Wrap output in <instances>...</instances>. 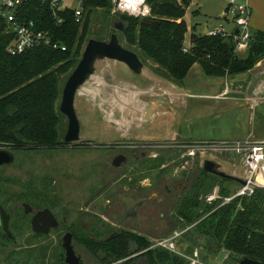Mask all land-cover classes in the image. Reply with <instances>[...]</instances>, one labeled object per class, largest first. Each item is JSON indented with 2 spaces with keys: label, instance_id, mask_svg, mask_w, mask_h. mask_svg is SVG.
<instances>
[{
  "label": "rangeland",
  "instance_id": "obj_1",
  "mask_svg": "<svg viewBox=\"0 0 264 264\" xmlns=\"http://www.w3.org/2000/svg\"><path fill=\"white\" fill-rule=\"evenodd\" d=\"M235 1L239 5L244 4L243 0ZM79 6L78 1L64 0L61 7ZM231 9L230 0H194L184 17L188 27L184 48H190L192 34L200 35L206 27L212 30L223 26L232 31L234 14ZM114 34L118 35L122 45L123 34L114 28L111 17L103 10L93 11L91 30L81 54L89 40L110 41ZM132 51L137 53L134 49ZM137 54L144 65L142 74H136L123 63L100 60L92 78L78 91L75 109L81 124L79 141L83 146L96 148L97 152L73 151L74 145L63 146L56 151L15 152L16 162L10 167L0 168V203L10 197L17 199L23 194L28 199L24 203L32 205L35 210L49 206L67 217L75 218L76 212L79 213L76 210L82 209L85 201L101 187V183L95 181L94 174L100 171L103 162L110 156L99 147L125 142L137 150L139 159L129 162L120 170L123 174L122 186H142L151 180L153 183L178 180L184 184L183 191L168 197L161 208L155 200V206L164 216L154 215V222L163 220L166 227L161 225L158 235L147 238L152 247L158 240L167 238L169 233L180 230L181 227L175 223L176 203L188 194L191 180L204 170L206 160L218 163L222 171L229 175L241 176V158L232 151V143L246 140L264 142L252 137L234 139L253 130L257 137H264V99L257 109L248 111L245 107L236 108L235 104L243 101L240 93L242 80H230L232 76L227 77L226 81L220 80L223 78H207L197 64L185 85L175 86L157 65L142 59V54ZM247 54L239 56L245 58ZM191 74L193 81L190 82ZM68 78L62 79V92ZM219 82L222 85L215 90ZM181 89L184 90L182 93ZM60 102L61 99L59 106ZM60 114L63 142L68 131V119ZM143 153H146L145 157L141 156ZM240 185L234 180L221 182V178L212 176L203 200L217 189L220 192L221 188L229 190L232 196ZM124 194V190L118 192L110 188L89 209V217L85 220L95 227L103 222L105 228L109 229L111 223H116V215L123 210L120 199ZM117 196L118 203L112 207L108 203ZM16 199L12 202L23 203ZM7 208L12 213L13 205ZM93 218L96 220L93 221ZM26 221L28 232L25 239H19V245L35 249V242H39L37 245L47 249L48 264H65V250L62 247L64 231L59 229L52 232L48 239L40 238L31 230V217H27ZM101 234L100 238L104 233ZM199 244L195 242V248L207 260L234 264L228 261L226 252L210 253ZM193 245L186 238L181 244L178 243V248L185 252ZM74 246L84 264H96L82 243H74ZM12 248L9 246L4 253L12 251ZM142 253L139 251L137 254ZM0 264H5V256L1 254Z\"/></svg>",
  "mask_w": 264,
  "mask_h": 264
},
{
  "label": "trees",
  "instance_id": "obj_2",
  "mask_svg": "<svg viewBox=\"0 0 264 264\" xmlns=\"http://www.w3.org/2000/svg\"><path fill=\"white\" fill-rule=\"evenodd\" d=\"M148 2L152 9L149 20L159 22V28L145 26L139 18L111 16L108 0H86L81 23L76 22L74 10L55 15L49 7H40L39 1L32 0L23 9L26 18L35 20L39 29L61 41L66 51L41 47L12 56L7 52L12 37L0 27V150L48 151L63 144L58 105L62 97L61 82L71 76L81 60L95 10L105 11L113 25L123 22L126 34L122 45L157 65L177 86L185 85L196 64L209 78H226L248 73L264 57V32L253 33L245 58L236 54L232 39L220 35L192 34L191 46L185 52L188 27L184 17L194 0ZM58 19L63 22L58 23ZM210 177L212 175L201 170L191 180L188 194L176 203L175 223L180 230L191 228L180 244L186 238L193 242L194 247L186 249L188 254L198 242L207 252H226L228 261L234 264L244 258L264 264V189L257 190L252 197L236 198L223 206H220L221 200L209 204L203 198L207 195ZM219 194L229 197L231 192L221 188ZM14 199L16 197L9 200ZM17 199L28 200L23 194ZM27 217L19 210L13 213L10 230L15 240L4 234L0 236V254L5 256V264H48L47 249L37 245L39 242H35V249L19 245L16 233L28 224ZM9 246L13 247L12 251L4 253ZM87 246L96 264H137L142 259L147 264H186L184 259L170 252L150 249V242L143 238L89 241ZM139 251L143 253L138 255Z\"/></svg>",
  "mask_w": 264,
  "mask_h": 264
},
{
  "label": "built area",
  "instance_id": "obj_3",
  "mask_svg": "<svg viewBox=\"0 0 264 264\" xmlns=\"http://www.w3.org/2000/svg\"><path fill=\"white\" fill-rule=\"evenodd\" d=\"M32 0H0V27L5 33L12 37V41L7 48V52L12 56H19L27 51L48 47L54 50L66 51L67 47L59 40H55L53 35L39 29L35 20L26 18L27 13L24 7ZM39 6H47L57 15L60 11L74 10L77 23H81L84 14V3L86 0H70L78 1L80 6L77 8H62L64 0H37ZM110 3L111 16L125 15L129 17L139 18L140 20H149L152 17V9L148 0H108ZM244 4L239 5L235 0H230L232 14H234V29L229 31L225 27L220 26L212 30L208 29L209 36H223L232 39L235 44L236 54H242L249 50L252 43L251 16L252 11L247 0H243ZM62 19H58V23H62ZM236 31H239L236 34ZM185 52L188 49H184ZM232 151L241 158L242 174L238 176L245 182L240 188L229 197H222L218 189L209 197L206 202L209 204L217 200H221L220 206L230 203L236 198L252 197L259 189H264V142L254 143L250 141H236L232 143ZM191 228L186 230H178L170 236L158 240L151 249H162L186 261V264H225V261H206L201 255L198 248L193 249L189 254L182 252L178 248V243L183 239L184 234ZM225 260V259H224Z\"/></svg>",
  "mask_w": 264,
  "mask_h": 264
},
{
  "label": "flooded vegetation",
  "instance_id": "obj_4",
  "mask_svg": "<svg viewBox=\"0 0 264 264\" xmlns=\"http://www.w3.org/2000/svg\"><path fill=\"white\" fill-rule=\"evenodd\" d=\"M82 144L83 143L80 141L66 144L63 140V144L59 147L54 148V151L58 149H62L60 147H63V146L73 147L72 145H74V148L72 149H75V150L73 151L84 153V152L93 150L94 152H97L96 148L88 147L87 145L83 146ZM99 148L104 149V151L109 153L108 155L110 156L108 160L103 162L100 171L94 174V177H96L95 181L100 182L101 187L98 190H96V192L85 201L82 209L76 210V211H79V213L76 212L75 218H72V216L67 217L63 213L59 212L60 210H55V209L53 210V208L49 206L44 207L42 210L40 209L35 210V208L32 207V205L28 203H24V201L23 203L20 204L17 202H12L9 199H7L6 201H3V203H0V209L3 208L6 211V213L10 215L9 229L11 226V220H12L13 213L16 214L19 210L20 213L28 217H31V221H30L31 230L34 234L37 235V237L48 239V236H50L52 232H56L59 229H61L64 231V235L62 239V247H63L64 237L67 234H71L72 235V246L74 250H75L74 243L76 244L77 242L82 243L83 247L87 249L88 251L87 245L89 241H100L101 242V241H106L111 238H118V239L129 238L133 240L138 239V238L147 239L148 237L158 235L159 231L161 230L160 228L161 225L166 227L163 220L157 223L154 222V215L155 216L159 215L162 218L164 216V213H162L158 207L161 208V206L164 205V202L166 201L168 197H172L174 195L180 194L183 191L184 184L180 183L178 180H171L170 182H166V183H163V180H161L162 182L158 181L157 183H153V180H151L150 182L142 186H139V185L136 187H134V185H132L131 187L122 186L123 174L120 173V170L123 167H126L129 164V162L136 161L139 159L137 150H134L128 143L126 144L125 142H121V143L119 142L118 144L113 145V146L108 145V146L99 147ZM100 151L102 152V150ZM15 152H20V151H15ZM15 152H12L14 156H15ZM29 152H35V151H29ZM141 156L145 157L146 153L141 154ZM120 157L124 158L126 161L123 162L121 166L116 167L115 162ZM15 162H16V156H15ZM12 165L1 166L0 168L10 167ZM176 179L178 178L176 177ZM110 188L118 192H121L122 190L125 191L126 194L122 195L120 199L123 210L116 215L115 217L116 223L115 224L111 223L109 229L105 228L106 225L103 222L98 223L97 224L98 227H95L93 226L94 224H91V222L89 221L87 222L85 219L86 217H89V214H88L89 209L92 206H94L95 203L98 202L100 198L103 196V194L106 191H108ZM137 195L142 197L145 200L141 205H137V203L139 202V199H137ZM123 197H131L132 203L136 202V205L134 206L133 210L130 211L131 216L128 217L127 219H124L123 222H120L119 219L128 212V209L126 208L125 203L122 200ZM155 200H156L158 207L155 206L154 204ZM115 203H118V196L113 201H109L108 204L114 207ZM10 205L11 206L13 205L14 207L12 213L8 212L7 207H9ZM26 205H29L32 208V212L29 214L26 213V208H25ZM38 207L39 206L37 205L36 208ZM46 208H49L53 212L54 217L58 221V226L52 229L48 235L42 234V233L37 234L32 229V219L36 215V213L43 211ZM134 213H136L137 218H134L133 216ZM94 220H96V218H93V221ZM28 227H29L28 224H24L23 227L16 233V237L18 240L25 239L26 233L28 232ZM115 228H117V230H115ZM105 231L107 234L105 233ZM101 233H104L102 238H100L102 235ZM2 234L8 237V235L4 231L3 219L0 215V236H2ZM75 253L77 256H80L81 258L80 264H84V260L82 256L78 254L76 250H75ZM65 264H67L66 261H65ZM137 264H147V263L145 259H142Z\"/></svg>",
  "mask_w": 264,
  "mask_h": 264
},
{
  "label": "water",
  "instance_id": "obj_5",
  "mask_svg": "<svg viewBox=\"0 0 264 264\" xmlns=\"http://www.w3.org/2000/svg\"><path fill=\"white\" fill-rule=\"evenodd\" d=\"M142 24L152 28H159L160 23L157 21L143 20ZM114 27L117 31L126 34V29L123 22L114 23ZM239 31H236L238 34ZM204 34H207V30ZM112 60L115 62L123 63L129 69H131L136 74H142L143 72V62L139 58L138 54L132 50L126 49L120 44L118 35H112L110 41H99L95 39L89 40L86 45V48L83 52L82 58L71 74V76L66 81L62 92V98L60 102V112L67 117L68 119V131L65 136L64 142L66 144L74 143L79 141L81 124L75 109V99L78 94V91L92 78L96 69L95 66L100 60ZM126 160L124 158H118L115 162V166L119 167ZM15 162V156L11 151L0 150V167L9 166ZM203 169L208 174L217 176L221 179L234 180L241 185H245V182L240 178L229 175L226 172L222 171L221 166L212 161L206 160L203 164ZM139 202L137 205H141L145 200L137 195ZM123 202L125 203L128 212L123 215L119 221L123 222L124 219H127L131 216L130 211L133 210L135 203H132L131 197H123ZM26 213L29 214L32 212V208L29 205L25 206ZM0 215L3 219L4 231L11 240H14V236L9 229L10 215L1 208ZM134 218H137L136 213H134ZM58 226V221L54 217L53 212L46 208L43 211L36 213L32 219V229L37 234H46L48 235L52 229ZM63 248L65 249V261L67 264H80V256H77L75 250L72 246V235L67 234L63 240ZM239 264H261L257 261H254L249 258H244L240 261Z\"/></svg>",
  "mask_w": 264,
  "mask_h": 264
},
{
  "label": "crops",
  "instance_id": "obj_6",
  "mask_svg": "<svg viewBox=\"0 0 264 264\" xmlns=\"http://www.w3.org/2000/svg\"><path fill=\"white\" fill-rule=\"evenodd\" d=\"M247 2L249 6L251 7V11H252V16H251L252 34L257 33V32H264V0H247ZM208 29L209 28L206 27L201 34H204L206 30ZM226 78H223V79L213 78V79H220V80L226 81L227 80ZM228 78H231V77H228ZM232 79L233 81L242 80L243 82L242 90H240V93H242V96H243V99H242L243 101L240 104H235L234 107L236 108L245 107L248 109V111H250L253 109H257L261 104H263L261 103V101L264 99V57L260 59V61L257 63V65L254 67L253 70L245 74L232 76L230 80ZM189 81L190 82L193 81L192 74L189 78ZM221 85H222L221 82H219L215 90L220 89ZM177 91L180 92L178 89ZM183 91L184 90H182L181 93ZM187 91H189V89ZM249 137L256 138L261 141L264 140V137H257L254 133V130L252 132L248 131L244 136L240 138H234V139L242 140V139H247Z\"/></svg>",
  "mask_w": 264,
  "mask_h": 264
}]
</instances>
